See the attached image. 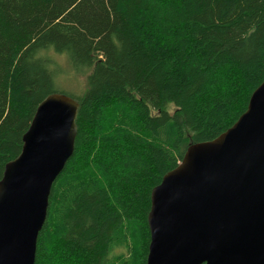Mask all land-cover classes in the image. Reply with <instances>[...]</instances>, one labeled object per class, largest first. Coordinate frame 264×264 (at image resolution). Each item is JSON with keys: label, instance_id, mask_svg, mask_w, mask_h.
I'll use <instances>...</instances> for the list:
<instances>
[{"label": "trees", "instance_id": "16d2710c", "mask_svg": "<svg viewBox=\"0 0 264 264\" xmlns=\"http://www.w3.org/2000/svg\"><path fill=\"white\" fill-rule=\"evenodd\" d=\"M263 79L264 0H0V178L45 96L78 102L34 264H145L151 189Z\"/></svg>", "mask_w": 264, "mask_h": 264}, {"label": "water", "instance_id": "95a60500", "mask_svg": "<svg viewBox=\"0 0 264 264\" xmlns=\"http://www.w3.org/2000/svg\"><path fill=\"white\" fill-rule=\"evenodd\" d=\"M78 102L34 110L0 178V264H34L53 181L74 149ZM145 264H264V79L217 137L187 146L150 192Z\"/></svg>", "mask_w": 264, "mask_h": 264}, {"label": "rangeland", "instance_id": "374dc122", "mask_svg": "<svg viewBox=\"0 0 264 264\" xmlns=\"http://www.w3.org/2000/svg\"><path fill=\"white\" fill-rule=\"evenodd\" d=\"M70 84V83H69ZM68 84V86H69ZM73 84V83H72ZM71 85V84H70ZM73 87V85H71ZM173 110V107L171 105H169V111H172ZM115 253H119V250H115Z\"/></svg>", "mask_w": 264, "mask_h": 264}, {"label": "bare ground", "instance_id": "6f19581e", "mask_svg": "<svg viewBox=\"0 0 264 264\" xmlns=\"http://www.w3.org/2000/svg\"><path fill=\"white\" fill-rule=\"evenodd\" d=\"M55 62V61H54Z\"/></svg>", "mask_w": 264, "mask_h": 264}]
</instances>
